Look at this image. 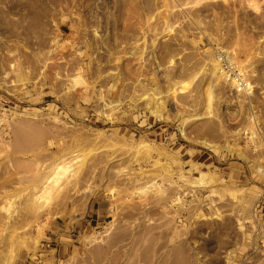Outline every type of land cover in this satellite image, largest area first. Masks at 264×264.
Segmentation results:
<instances>
[{
  "label": "rangeland",
  "instance_id": "obj_1",
  "mask_svg": "<svg viewBox=\"0 0 264 264\" xmlns=\"http://www.w3.org/2000/svg\"><path fill=\"white\" fill-rule=\"evenodd\" d=\"M0 264H264V0H0Z\"/></svg>",
  "mask_w": 264,
  "mask_h": 264
},
{
  "label": "bare ground",
  "instance_id": "obj_2",
  "mask_svg": "<svg viewBox=\"0 0 264 264\" xmlns=\"http://www.w3.org/2000/svg\"><path fill=\"white\" fill-rule=\"evenodd\" d=\"M216 65L217 64H215L214 66H215V69H216ZM214 73L215 74H219L218 76L220 77V76H222V71L221 70H218V68L216 69V70H214ZM227 75V74H226ZM19 76V75H18ZM18 76H17V79H19V80H21L20 79V77L18 78ZM231 78H228L227 80H230ZM19 80H18V82H19ZM71 83L75 86V88L76 87H80V86H85V81H84V79H83V77H82V71H81V69H79L78 70V72L72 77V80H71ZM159 98V97H158ZM153 99H155V102H156V104L157 105H160L162 102H160L158 99H157V97H155V98H153ZM147 102V101H146ZM106 104V103H105ZM163 105V104H162ZM145 106H147V103H145ZM151 111V113L152 114H154V115H157V117L158 116H160V114H159V112H158V110H153V109H151V110H149V112ZM205 129H207V128H205ZM208 130H210V129H208ZM205 144V146L206 147H208V148H211V147H214V145H211L210 143H204ZM228 148V147H227ZM207 174H205V173H203V172H201L200 174H199V176H200V178L199 179H197L196 180V182L195 183H197V184H201L202 185V183H203V180H204V177L206 176ZM45 183H46V181H45Z\"/></svg>",
  "mask_w": 264,
  "mask_h": 264
}]
</instances>
